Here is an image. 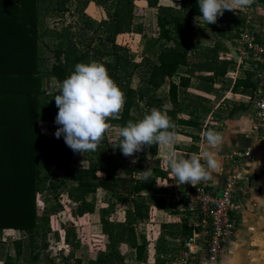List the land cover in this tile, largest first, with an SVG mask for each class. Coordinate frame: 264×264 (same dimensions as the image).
<instances>
[{
	"label": "trees",
	"instance_id": "1",
	"mask_svg": "<svg viewBox=\"0 0 264 264\" xmlns=\"http://www.w3.org/2000/svg\"><path fill=\"white\" fill-rule=\"evenodd\" d=\"M70 1L0 0V234L7 229L24 232L34 250L41 235L56 231L50 219L57 206L51 205L40 212V198L46 202L53 198L59 203L65 192L76 205L73 215L85 221L95 212L96 195L109 191L117 203L124 206L128 203L123 220L114 221L110 215L102 218V234L93 239L92 255L62 262L51 259L50 264H128L122 245L134 248L136 258L146 261L150 241L146 236L140 241L136 225L155 216L151 205L167 206L166 197L173 193L172 187L148 183L130 173L119 175L121 162L126 160L116 147L122 139L119 133L112 141L108 131L96 151L81 154L73 152L63 136L56 138V129L51 134L45 133L41 123L58 126L54 97L59 92L47 91L44 79L54 78L61 85L77 64L101 63L126 96L122 113L117 119L110 118V125L115 124L120 132L129 121L138 122L153 109H159L171 118L176 132L177 125L191 124L178 118L181 90L190 87L191 78L197 75L206 91L217 78L229 75L228 64L232 59L223 40L237 38L241 31L218 29L222 39L205 47L198 59H193L191 44L184 35L194 28L192 18L202 15L198 0H177L179 7L166 6L162 0H87L103 7L107 18L99 21L83 8H77L78 19L54 29L55 43L47 45L54 58L44 70L42 15L57 12L62 16L69 10ZM139 1L159 10L158 38L166 44L159 51L157 61L145 55L137 61L130 53L128 40L118 42L120 35L128 38L132 35ZM183 67L185 71L181 70ZM137 73L140 83L133 87L131 80ZM165 84L169 86L166 95L160 93ZM251 86L254 83L247 74L234 79L233 90L247 91ZM146 149L144 156L148 153L156 156L157 167L152 174L169 178L162 165V145ZM81 158L85 164L78 163ZM126 180L130 183L125 185ZM124 188L128 194L126 200L122 196ZM91 195L94 197L90 198ZM182 232L188 233L185 228ZM69 237L70 230L67 240ZM24 243L23 239L15 240L16 259L7 255L1 264H21L19 257ZM164 262L158 257L155 264Z\"/></svg>",
	"mask_w": 264,
	"mask_h": 264
},
{
	"label": "crops",
	"instance_id": "2",
	"mask_svg": "<svg viewBox=\"0 0 264 264\" xmlns=\"http://www.w3.org/2000/svg\"><path fill=\"white\" fill-rule=\"evenodd\" d=\"M250 8L253 9L252 12ZM224 16L226 19L224 30L235 33L248 26L255 29L259 37L264 39V1L255 0L247 8L226 10ZM197 18L203 20L202 17ZM225 39L228 47L227 53L232 59L228 64L229 75L217 78L209 91L205 90V84L197 75L191 78L190 87L181 90L178 118L191 121V124L177 125L176 142L173 145H162L160 154L163 157L162 165L168 171L169 178L162 179L152 174L153 169L157 167V161L156 156L148 153V166L151 170V181L148 183L171 186L173 191L186 187L188 184H178L171 173L166 162V149L172 148L178 157L185 159L193 154L199 155L201 163H205L203 153L210 148L205 139V133L209 130L220 133L223 138L217 151L220 166L219 171L214 174V181L201 183L219 188L229 168V151L235 147L251 148L253 157L245 169L249 192L243 198V206L238 214L236 228L223 245L219 264H264V127L259 136L253 130L254 108L249 89L247 91H242V88L233 90L234 79L244 78L245 72L238 68V57L234 53L238 46V37ZM222 88L225 91H222ZM168 90L167 85L166 92ZM166 107L171 108V105ZM151 209H155V216L136 225L137 227L141 225L148 227L147 237L150 241L148 254H151L152 247L157 245L161 237L164 240H171L165 241L166 245L171 246L177 245L182 235V228L174 222L168 203L163 208L151 205ZM131 249L134 250L131 257L137 259L135 249ZM166 250L168 252L170 249L166 248Z\"/></svg>",
	"mask_w": 264,
	"mask_h": 264
},
{
	"label": "rangeland",
	"instance_id": "3",
	"mask_svg": "<svg viewBox=\"0 0 264 264\" xmlns=\"http://www.w3.org/2000/svg\"><path fill=\"white\" fill-rule=\"evenodd\" d=\"M162 3L171 7H179L180 5L177 0H162ZM138 5L140 10L133 20L132 35H130L129 38L128 36L120 35L118 37V42L128 40L130 53L137 61H140L144 55L157 61L159 51L166 44V41L158 38L159 26L157 16L159 10L156 7L146 6L142 1H139ZM77 8H83L88 15L99 21L107 18L106 11L103 7L87 0H71L69 2V10L62 16H59L61 14L57 12H44L40 27L43 48L42 68L44 70L50 66L54 58L53 53L47 47L48 44L54 45L55 43V38L53 36L54 29H59L63 25L70 23V21L78 19L79 14L77 13ZM192 23L194 28L186 31L184 38L191 44L193 59H198L199 52H202L207 46H213L217 40L222 39V35L218 32V29H224L226 27V19L223 14L222 17L218 18L216 24L208 25L204 20L193 17ZM140 28L141 30L138 31ZM224 38L225 37H223V39ZM223 42L227 44L226 39H224ZM181 70L185 71L186 67H183ZM175 79L178 80V77H175ZM139 83L140 77L139 73H137L132 77L131 84L133 87H137ZM60 86L61 85L54 78L49 77L44 79V88L49 92L58 91ZM166 91L167 85H163L160 89V93H167ZM222 91H225V89L222 88ZM41 127L45 133L51 134L59 125L51 127L47 123H41ZM118 133V127L115 124H111L109 136L112 141L116 140ZM146 150L145 147L142 152H137L132 157H126V160L121 162L119 175L125 176L130 173L144 180L142 178V171L150 169V166H148V156H144L147 154ZM133 160L136 162L133 163ZM78 163L82 165L86 162L81 158ZM149 181H151V179H149ZM129 183L130 181L126 180L124 184L126 185ZM122 196L124 200L128 197L125 188L122 191ZM93 197L94 195L90 196V198ZM95 200V212L89 215L87 220L80 221L73 215V208L76 207V205L71 203L65 192L62 194L59 203H56V200L53 198H50L49 202L40 198L38 201L40 212H42L43 209L49 208L51 205L55 204L57 206L56 213L51 216L50 219L51 225L56 231L41 235L36 242L37 248L32 250L29 238L24 232L13 229L5 230L0 234V264L7 255H11L16 259L15 240L17 239H23L25 241L23 252L19 257V263L21 264H50L52 263L51 259L55 262H62L68 259L71 260L75 257L85 258L92 255L94 253V248L92 247L93 239L97 238V235L102 234V218L110 215L114 221H121L123 220V215L128 205L126 201L125 206L122 202L117 203L116 199L109 191H104L96 195ZM106 211H109L108 214ZM69 230L70 237L67 240V233ZM137 233L140 241H142V236L147 237L148 235V227L144 225L137 227ZM158 241L157 245L152 247L151 254H148L147 250L146 261H139L131 257L134 250L122 245V251H124V254L126 253V262L128 264L157 263L158 257H160L159 255L167 251L166 248L171 249L172 246L166 245V242L171 240H164L163 237Z\"/></svg>",
	"mask_w": 264,
	"mask_h": 264
},
{
	"label": "clouds",
	"instance_id": "4",
	"mask_svg": "<svg viewBox=\"0 0 264 264\" xmlns=\"http://www.w3.org/2000/svg\"><path fill=\"white\" fill-rule=\"evenodd\" d=\"M255 0H198L202 19L216 24L226 10L247 8ZM59 94L55 95L58 113L55 124L59 125L54 135L63 136L73 152L96 151L110 130L109 119H117L126 103L125 93L110 77L105 65L97 62L79 63L63 80ZM122 138L118 147L125 157H132L145 147L173 145L176 142L175 124L166 112L153 109L138 122L129 121L119 132ZM205 139L210 146L201 157L193 154L181 158L172 148L166 149V162L178 184L196 187L201 182L214 181L220 161L217 151L222 144L220 133L209 130ZM115 147V148H116ZM133 163L136 161L133 160ZM145 182L151 179V171H142Z\"/></svg>",
	"mask_w": 264,
	"mask_h": 264
},
{
	"label": "built area",
	"instance_id": "5",
	"mask_svg": "<svg viewBox=\"0 0 264 264\" xmlns=\"http://www.w3.org/2000/svg\"><path fill=\"white\" fill-rule=\"evenodd\" d=\"M252 12L253 9L250 8ZM234 53L237 65L249 74L253 102V130L259 136L264 127V39L245 27L237 39ZM251 148L235 147L228 153L229 168L219 188L206 183L188 184L167 196L171 216L188 233L168 252L159 256L164 264H219L224 243L233 234L243 198L248 194L246 165L252 160Z\"/></svg>",
	"mask_w": 264,
	"mask_h": 264
}]
</instances>
